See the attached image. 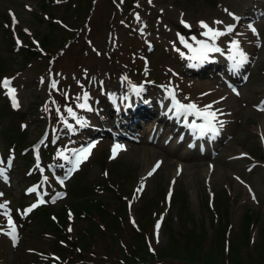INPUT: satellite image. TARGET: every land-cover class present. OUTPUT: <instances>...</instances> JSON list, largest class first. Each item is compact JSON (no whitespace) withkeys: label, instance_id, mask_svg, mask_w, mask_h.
<instances>
[{"label":"rangeland","instance_id":"obj_1","mask_svg":"<svg viewBox=\"0 0 264 264\" xmlns=\"http://www.w3.org/2000/svg\"><path fill=\"white\" fill-rule=\"evenodd\" d=\"M182 19L191 29L184 28ZM200 21H223L215 25L222 31L235 25L216 44L225 58L234 39L246 49L249 62L238 76L228 70L198 73L199 63L175 50L191 55L178 32L193 46L192 36L206 39L200 35ZM125 76L143 87L137 99L152 108L150 114L161 108L162 86L170 85L185 100L202 107L211 104L225 126L233 127L212 150L193 153L200 158L193 163L199 165L195 179L186 172L181 177L190 160L172 173L175 154L184 153L188 144L182 139V146L174 149L173 140L181 134L174 135L173 127L159 118L141 123L130 140L117 138L111 100ZM6 78L17 88L21 106L13 108L0 87V149L7 160L14 154L11 177L17 183L8 191L1 180L0 201H9L16 213L26 210L34 196L22 192L32 181L41 185L44 177L48 180L38 188L47 193L46 203L34 209L36 214L23 215L32 224L14 217L22 232L16 249L5 234L7 217L0 213V264H264V0H0V82ZM52 80L59 82L58 90L50 88ZM129 81L126 99L135 94ZM229 85L238 104L234 116L221 105L224 93L212 94L213 88ZM84 91L91 97L90 112L75 106L74 98ZM66 104L86 121L91 117V123L69 132L56 112L59 106L64 113ZM68 122L76 124L70 118ZM150 126L155 142L140 141ZM46 135L39 148L43 177H38L33 148ZM92 143V154L78 170L70 171V164L57 155ZM115 144L128 148L113 159ZM157 153L170 161L143 180L144 190L137 195L146 164L159 160ZM61 180L68 197L65 205H52L54 197L66 193ZM20 195L24 205L17 201ZM198 246L203 261L197 254L188 256Z\"/></svg>","mask_w":264,"mask_h":264},{"label":"snow or ice","instance_id":"obj_2","mask_svg":"<svg viewBox=\"0 0 264 264\" xmlns=\"http://www.w3.org/2000/svg\"><path fill=\"white\" fill-rule=\"evenodd\" d=\"M123 2V0H121ZM149 3H151V0H149ZM139 7V5H137ZM227 12L228 10L225 9ZM230 16L233 17L234 20L237 22L239 21V17L235 16V14L229 12ZM135 19L137 22L141 21L140 16L137 14L135 16ZM13 21L15 22V17L13 16ZM181 24L184 26V28L191 29V25L185 22L183 19L181 20ZM213 24H223V21H214ZM199 27L201 29H204L203 32L200 33L203 37H205V40H198L196 36H192L191 40L197 45V47H193L192 43H189L188 39L185 38V36L181 35L179 32L176 34L180 44L183 45L184 48L188 49L189 53L191 55L185 56L184 52H181L180 49L176 48L175 50L180 53L182 58L188 59L189 61H197L200 64H203L204 62L209 60V56L211 53H221L223 55L222 49L217 46L216 41L220 37H224L228 34H231L235 31V25L230 24L225 27V29L219 30L212 26H210L208 23L204 21L199 22ZM249 30L253 33V35H258L257 29L252 25H248ZM237 35H241L240 33H237ZM210 41V43H209ZM19 44V41H17ZM175 48V45H174ZM228 59L232 62V68L234 70H239L244 64L248 62V56L245 53V51L240 46V41L238 39H234L231 41L229 45V55ZM196 64H189V67H195ZM59 75V74H57ZM124 80H127V76L123 78ZM43 82V80H42ZM58 81L52 80L50 84V88L53 90H58L57 85ZM129 85H131V82L129 81ZM0 87H3L6 90V94L9 96V98L12 101V106L15 109L20 108V102L17 99V88L12 86V80L5 79L2 82H0ZM81 87H83L81 85ZM164 87V91L166 92V99L171 100V106L168 108L169 112H173L175 117L177 119L180 118V116H184V122L188 127H191L194 131H198L200 136H204L207 133L212 134V138H215L217 135H219L220 129L224 126V121H220L217 118V111L212 110V105H205L204 107L198 106L194 102H189L187 104H184L181 102V100L177 99V91L178 89L172 88L169 86H162ZM132 90L135 92L137 96L140 95V93L143 91V87H135L132 86ZM63 95L65 97V100L67 101L69 99L67 91L63 92ZM184 99H188V97H185ZM91 100V97L87 91H84L82 95H77L74 98L75 106L77 109H80L82 111H92L93 108L90 105L89 101ZM53 104H56V101H52ZM261 111H264V108L260 109ZM45 111H48L47 105H45ZM57 116L59 117V122L64 125L65 128L68 129L69 132L74 133L76 131L75 127L68 122L69 118L74 120L76 125L79 127H87L88 122L84 120L82 117H79L77 115V112L74 111L73 107L69 104L65 105L64 113H67V116L64 115L60 111L59 106L56 107ZM188 116H195L198 119H201L204 121V123L197 125L195 121L192 122V124H188L187 118ZM219 125V127H217ZM55 133V129L53 130ZM57 137L54 136L53 143H55ZM47 139V135L42 138V140L34 146V150L37 153L36 159V168L40 169L41 173H43L44 169L40 167V157H39V148L41 144H44L45 140ZM95 143L89 144L87 147H82L78 150H70V149H64L61 151H58L57 155L60 159L64 160L65 162L72 165V168L70 171H75L79 169V166L82 162L88 159V157L92 154V149L95 147ZM122 150V146L119 144H116L112 149V158H116L119 151ZM67 152H71V156L66 155ZM13 166V159L10 157L7 161L0 160V178H3L5 181L8 180L7 176V170L11 169ZM62 166V165H61ZM159 167V163L155 166V168ZM155 168L151 172L148 173V176H151L153 172L155 171ZM44 183H47V177H44V180L41 185L34 186L30 188L28 191L30 193H37V195L40 197L38 200V204H44L46 201L43 199V196L38 193V188L42 187ZM60 183L62 184L63 181L61 180ZM144 190V184L141 183L140 186L136 189V194L142 193ZM2 195V194H0ZM44 195H47V193H44ZM171 195V193H169ZM60 198L59 194L54 197L51 202L55 203L56 199ZM255 199V197H253ZM38 204H33L28 209L24 210L23 215H27L28 213L32 212L33 209H35ZM131 207V205H130ZM0 209L3 210V215L7 217V228L8 231L5 233L6 235L10 236L14 245L18 239L17 236V225L13 222L12 216L10 214V211L8 210L7 203H0ZM71 216V214H69ZM133 223L135 221L133 220ZM157 236L159 237V229H160V223L158 222L155 226ZM69 232L72 231V228L69 227ZM159 242V238H158Z\"/></svg>","mask_w":264,"mask_h":264},{"label":"bare ground","instance_id":"obj_3","mask_svg":"<svg viewBox=\"0 0 264 264\" xmlns=\"http://www.w3.org/2000/svg\"><path fill=\"white\" fill-rule=\"evenodd\" d=\"M210 26L214 27L215 28V25L216 24H213V23H209ZM221 28L223 26H220ZM199 29H201L200 27H198ZM216 29H220L219 27H216ZM204 31V30H202ZM216 43H218V40L216 41ZM193 47H197V45L193 46ZM245 53L247 54V51L246 49H244L243 47H241ZM218 53H211V58L206 61L204 63V66L208 69L209 72H215L216 70H228L230 71L231 75L235 72V70L232 68V63H230V60L229 59H224L222 57H220L219 55H217ZM203 67H200L198 70H202ZM125 82H128V79L126 81H120L121 84L117 85L116 88L114 89V93H113V97H114V100H115V105L114 107L112 108V111H113V118L117 116V113L119 112V106L120 104H124L125 106L127 107H133V102L132 100L130 101H126V94H125V91H124V88H125ZM232 89V86H224V87H216V88H213L212 90V94H220V93H224L223 96H220V99L222 101V106H224V109L226 107V109L228 110V112L230 113L231 116H234L235 113L237 112V109H238V104H237V101H236V97L233 93V91L231 90ZM129 93V92H128ZM17 99H18V91H17ZM178 98L179 100H181L182 103L184 104H187L189 103L190 101L188 100H185L183 95L180 96V94L178 93ZM163 98H165L166 96H162ZM183 97V98H182ZM161 98L160 101H161V107H162V115H163V119L164 121H166V123L169 125L170 123L173 124V128L171 129L172 132H178L180 129H183L184 130V133L182 135V139H185L187 140V143H188V148L186 150L185 148V151L184 153L182 154H175L178 158V161H177V164L175 165V167L173 166L172 168V173L174 172V175H176V172L182 168L183 166V162L184 161H192L191 164L189 165H186V168L184 169L181 177L183 176V174L186 172V176L191 178V179H195V175H198L197 172H195V169L197 166V164H193L195 163L196 161H198L200 158H198L196 155H193V153H197V152H200V151H203V150H207V151H210L212 150L213 148H215L216 146H218L220 140L222 137L224 136H227L228 134H230L232 132V129L233 127L231 128H227L224 124L223 128H222V131H221V138L218 139V138H209V137H206L205 135L204 136H200L199 132L198 131H191L190 130V127L186 130L183 128L185 126V122H184V116H180L179 119H177L175 117V115L173 114V112H169L168 111V108L171 106V100L170 99H167V101L165 102V99ZM219 98V97H218ZM20 99V98H19ZM18 99V101H19ZM195 103V102H194ZM135 104H140V103H135ZM198 106H201L200 103H196ZM163 106H164V109H163ZM167 111V113L165 111ZM150 109L147 107L146 104H144L142 107H141V112L140 114H142V116H148L149 115V112ZM93 113V112H92ZM91 113V115H92ZM79 117H82L84 120H86V116H79ZM195 116H188L187 118V122L188 124H192L193 121H195ZM217 118L218 120L220 121H223L221 120L223 118V115H218L217 114ZM221 118V119H220ZM128 119L130 120L131 118L128 117ZM87 122L88 124L91 123V117L89 119H87ZM196 123V122H195ZM73 126H75L76 124H73L71 123ZM120 125H122L123 123H119ZM199 124V123H197ZM201 124V122H200ZM260 130L263 132V135H264V114H263V120H262V123H261V126H260ZM144 139V141H148V137H142ZM180 141L179 140V144L177 142V138L173 140V148L176 149V147H180V145L182 146V144H180ZM122 146V145H121ZM205 149H202L204 148ZM126 146H122V150L125 149ZM121 150V151H122ZM193 150V152H191ZM145 151V150H144ZM120 152V151H119ZM146 152V151H145ZM170 154H173L172 151L169 152ZM163 154H160V153H157L156 157L157 158H162L163 161L165 162L164 164H162L163 166L161 167V169L159 171H161L163 169V167L166 165L167 162H169L170 160H167L161 156ZM161 160V159H160ZM146 163V162H145ZM146 168L144 170V174L142 175L140 181L143 182V180L147 177L148 173L151 172L154 168V165L147 162L146 164ZM202 171V170H201ZM200 175H202V172L200 173ZM199 175V176H200Z\"/></svg>","mask_w":264,"mask_h":264},{"label":"trees","instance_id":"obj_4","mask_svg":"<svg viewBox=\"0 0 264 264\" xmlns=\"http://www.w3.org/2000/svg\"><path fill=\"white\" fill-rule=\"evenodd\" d=\"M196 254L199 256V260L203 261V258L200 257V254H202V252L199 251V246H198L197 249L193 250V252L190 255H188V256L192 257V256H195Z\"/></svg>","mask_w":264,"mask_h":264}]
</instances>
